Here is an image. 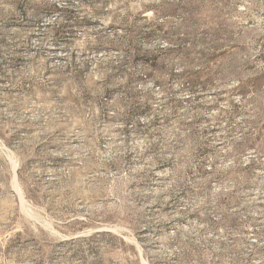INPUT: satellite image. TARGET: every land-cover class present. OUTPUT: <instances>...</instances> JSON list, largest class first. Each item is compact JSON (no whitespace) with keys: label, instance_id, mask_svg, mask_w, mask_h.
<instances>
[{"label":"rangeland","instance_id":"rangeland-1","mask_svg":"<svg viewBox=\"0 0 264 264\" xmlns=\"http://www.w3.org/2000/svg\"><path fill=\"white\" fill-rule=\"evenodd\" d=\"M0 264H264V0H0Z\"/></svg>","mask_w":264,"mask_h":264},{"label":"bare ground","instance_id":"bare-ground-1","mask_svg":"<svg viewBox=\"0 0 264 264\" xmlns=\"http://www.w3.org/2000/svg\"><path fill=\"white\" fill-rule=\"evenodd\" d=\"M15 180V179H14Z\"/></svg>","mask_w":264,"mask_h":264}]
</instances>
